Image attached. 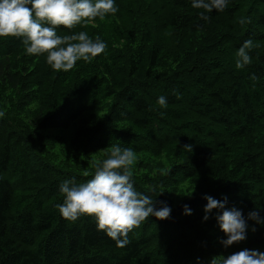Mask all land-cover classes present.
<instances>
[{
  "label": "trees",
  "instance_id": "trees-1",
  "mask_svg": "<svg viewBox=\"0 0 264 264\" xmlns=\"http://www.w3.org/2000/svg\"><path fill=\"white\" fill-rule=\"evenodd\" d=\"M191 3L114 0V15L61 26V37L83 31L106 44L68 72L27 54L22 38L0 37V264H210L264 252V224L248 220L246 239L224 248L215 210L203 219L205 196L264 218V0H228L208 21ZM248 39L252 63L237 69ZM76 124L68 140L54 133ZM117 143L150 156L132 168L134 187L171 208L124 248L93 217L69 222L56 207L61 183H86Z\"/></svg>",
  "mask_w": 264,
  "mask_h": 264
},
{
  "label": "clouds",
  "instance_id": "clouds-1",
  "mask_svg": "<svg viewBox=\"0 0 264 264\" xmlns=\"http://www.w3.org/2000/svg\"><path fill=\"white\" fill-rule=\"evenodd\" d=\"M227 6L228 0H192L191 3L192 8L202 10L199 17L204 21L210 19L207 14L214 10L223 12ZM117 11L114 0H0V37L22 38L27 54H47L46 61L53 70L68 72L77 61L91 62L102 54L106 44L98 37L95 40L90 38L83 31L61 37L57 29L61 26L72 29L96 18L103 20ZM239 23H250V19L241 17ZM256 46L251 39L244 41L236 52L237 69L252 63L250 52ZM250 79L256 81L258 78L253 74ZM157 103L161 108H166L167 98L161 96ZM3 115L0 112V116ZM184 149L191 151V146H185ZM101 151L110 155L96 165L91 179L81 184L69 180L61 183L59 191L64 200L56 207L62 218L69 222L74 223L84 216L93 217L97 230L112 239L118 248H124L130 243V232L149 217L154 216L161 221L169 219L171 208L163 202L157 208L156 200L138 192L134 187V149L122 148L117 143ZM149 191L153 189L149 188ZM205 199L207 204L203 219L207 221L215 210V219L226 236V239L220 241L224 248L246 239L248 220L264 224L258 209L250 211L245 219L241 210L227 207V197L222 201L210 196H205ZM183 214L192 215L188 205H184ZM252 231L256 229L253 227ZM210 264H264V252L244 249L227 258L213 257Z\"/></svg>",
  "mask_w": 264,
  "mask_h": 264
},
{
  "label": "rangeland",
  "instance_id": "rangeland-1",
  "mask_svg": "<svg viewBox=\"0 0 264 264\" xmlns=\"http://www.w3.org/2000/svg\"><path fill=\"white\" fill-rule=\"evenodd\" d=\"M99 117V116H98ZM79 124V123H78ZM78 124H76L75 126H73L69 131H65V132H61V131H54L55 134H64V136L66 137V140H68L74 133L75 131L77 130V128L79 127ZM150 158V156H144V155H136V160L132 166L135 167L138 162L141 160H145L147 161L148 159ZM160 159H163V162H164V165L165 166H168L169 165V162L168 160H166L164 157L160 158ZM159 159V160H160ZM155 162V161H153ZM176 202H178V199H176Z\"/></svg>",
  "mask_w": 264,
  "mask_h": 264
}]
</instances>
